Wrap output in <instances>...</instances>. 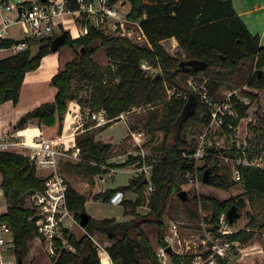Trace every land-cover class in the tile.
<instances>
[{"label":"trees","instance_id":"16d2710c","mask_svg":"<svg viewBox=\"0 0 264 264\" xmlns=\"http://www.w3.org/2000/svg\"><path fill=\"white\" fill-rule=\"evenodd\" d=\"M9 1L4 0L6 3ZM67 1L70 8L77 9L76 0ZM128 1L131 4L128 18L131 21H140L147 39L146 44L141 45L117 36L105 37L101 31L95 29H90L86 36L77 40L68 35L65 45L74 51L76 58L53 77L52 85L57 89L54 100L43 103L27 117L47 127L62 123L68 112L69 102L77 99L76 92L79 89H84L79 85H86L90 93L83 107L90 112L105 110L110 118L132 108L146 106L153 109L154 106L161 105V113L151 115L144 125L152 134L153 146L145 154V162L151 167L150 181L153 190L148 206L154 219L118 222L115 218L101 221L91 218L85 228L87 235L79 241L64 229V237L75 251L67 250L62 240H56L58 256L53 264H101L98 246L93 241L96 233L106 235L111 242L106 251L112 264H161L142 226L157 225L159 246L163 249L168 247L164 233V215L168 200L182 190V186L187 183L188 174L197 168L195 160L185 157L195 146L187 141L185 129L195 121L201 127H206L211 122L207 109L194 94L197 101L195 113L182 125H178L186 104L185 97L193 93L187 85V78L202 77L200 82L207 81L209 93L218 101L222 98L220 89L223 86L241 88V95L250 103H243L238 96H233L238 119L247 115L250 106L259 99L260 92L264 91V46L260 45V37L248 30L237 14L232 0ZM16 43L14 40H2L0 47L9 48ZM50 43L41 41L35 55L28 49L0 61V105L9 101L17 104L20 101L25 75L39 68L42 59L52 53ZM100 48L104 49L111 65L103 67L92 59ZM185 60L205 61L208 67L205 71L182 73L179 66ZM144 61L161 69L163 77H149L141 68ZM76 80L79 83L75 90L73 84ZM244 86L248 89H244ZM167 88L174 89L182 96L168 99ZM255 117L257 123L253 126V140L258 138L264 126V115L256 113ZM238 119L227 117L223 129L229 132V125L237 127ZM158 132L163 133L162 138L157 139ZM253 140L251 144L256 149L245 150L249 160L260 156L264 151L260 143H253ZM77 143L82 157L77 168L93 175L104 173L101 166H108L112 145L95 140L94 135L87 131L77 138ZM208 153L216 154V151L209 149ZM240 154L243 155L242 152ZM211 157L206 156L204 160L208 164L203 169H198L199 178L202 179L205 170L210 169L215 175L210 184L218 188H229L233 183L220 175L218 167H210ZM138 162L140 166L143 164L142 155L125 165ZM240 170L242 183L249 195L264 196V169L240 167ZM0 174L1 188L8 204L7 210L0 215V223L10 227L18 264H25L29 242L39 237L35 212L29 205L26 207V202L28 203V198L33 193L44 190L45 178L38 175V170L29 157L13 152L0 153ZM146 178L142 174L141 177L132 179L128 186L119 189L139 195L135 202L122 203L126 214L131 215L145 203L144 192L149 186ZM114 194V190H109L95 196V199L107 202ZM66 202L68 210L74 213L80 223V214L86 210V198L69 186ZM210 203L214 208V222L217 224L215 230H218L220 217L224 213L227 215L229 205L215 200ZM237 207L240 211L246 204L240 200ZM226 220L230 224L227 217ZM236 220L230 225H234ZM254 230L264 232V222L253 224L251 221L249 231L242 230L227 236V239L231 242L247 243L255 237ZM135 232L137 235H132ZM169 256L173 264H191L194 259L193 255ZM222 264L225 262L222 261Z\"/></svg>","mask_w":264,"mask_h":264},{"label":"rangeland","instance_id":"374dc122","mask_svg":"<svg viewBox=\"0 0 264 264\" xmlns=\"http://www.w3.org/2000/svg\"><path fill=\"white\" fill-rule=\"evenodd\" d=\"M234 3L236 4L238 10H245L255 3L263 4L264 0H234ZM128 9L131 12V4L128 5ZM261 23V20L258 18L256 27L260 28L262 26ZM102 33L105 37L114 36L110 32ZM19 35L22 37V39H27L21 28L19 30ZM27 44L31 49L32 55H34L39 50L41 41L28 39ZM61 50L62 53H66L67 51L71 50V48L66 45L63 46ZM92 59L95 63L103 67L111 65V61L106 57L103 48H100L94 54ZM149 74L152 76L160 74L163 77V72L159 68H154L149 72ZM201 78L202 77L187 78L188 87L191 89V83H200ZM78 83L79 81L76 80L73 84V88L75 90L77 89ZM79 87H83L84 89H79V91L77 90V99L70 101L72 102L70 103V108H73V110L70 112L74 113L79 111L83 115V118L85 119V127L88 129L94 125V122L86 118L87 110L83 106L85 103L84 101L89 99L90 93L87 91L86 85H79ZM243 88L248 89L246 86ZM240 90L241 88L238 87L230 88L228 85L223 86L220 89L222 98L219 101H222L223 97H226L227 99V97L231 94L238 96L241 99L239 101L243 103H250L246 97L241 95ZM263 95L264 91L260 92L259 99L253 102L247 111L246 116L238 119V111L235 109L239 124L237 127L230 129L229 132L217 127H201L197 121L190 123L185 129L187 141L195 145L192 149L198 148L202 136L206 134L204 140L205 147L207 149H214V151H216V154H211L212 160L209 162L210 167H218V169H220V175H222L228 182L233 183L232 186L227 189L218 188L211 184L203 183V178H199L198 169H203L208 163L205 160H201L198 162L196 170L193 173L188 174L187 183L182 186V190L187 191L190 200L184 203L177 197L178 193L173 194L168 200L167 211L164 215V233L165 241L168 244L167 248H172V254H177L180 256L193 255L194 259L191 264L194 263L196 257H200L203 262L209 261V258L213 254V252L209 250L211 245L210 239L224 243L229 241L227 239V236L229 235L242 230L249 231L251 221L253 224H261L264 222V196L254 195L251 197L245 189L242 181L237 182L234 179L232 173L233 168L238 165V161L242 162L241 160H249L245 150L250 149L254 151L256 149L255 146L251 144V141L254 137L253 126H255L257 123L255 114L260 113L264 115ZM188 99L189 96L187 97L186 102ZM151 108L152 107L141 106L139 108H132L129 110V113L128 111H125L128 113L126 114V122L132 131L134 133H143L140 138V145L143 147V149L131 134L129 136L127 135L129 130L127 129V126L124 122L116 121L117 123H110V125H114L106 132L107 137L114 138L116 141L121 140L124 137L125 138L120 144L112 145L113 148L111 151V156L107 162L108 166H101V170H103L104 173H112L111 169L113 167H130L132 164H125L132 161L135 157H139L143 150L145 154L150 152V149L153 146L151 142L152 134L144 125L151 115H158V113H161L162 106H154L153 109ZM198 114L202 116V114ZM91 131L93 132H88L94 135L95 140L102 141L99 137V129ZM156 137L157 139L162 138L163 133L158 132ZM255 141L260 143L261 148H264V126L259 133L258 138L253 140V143H256ZM102 142L109 143L104 141ZM240 152H242L243 155H241ZM261 159L263 160L262 165H264V151L260 156L255 157L252 160L260 162ZM80 162L81 161H75L69 158L62 159L59 163V172L70 187L74 188L78 193L87 199L92 198L94 193L93 189L95 188L97 181H99L100 184V181H106L103 189H105V187L106 189H117L128 184L130 179L135 176V173L132 172V170H117L112 173V176L110 173H106L103 177L104 179L100 180V178L97 176H100L103 173L93 175L85 172L84 170L78 169L77 167ZM49 173L50 170L38 171V175L41 177H46ZM138 173H140V176H135L136 179L142 176L141 171ZM146 177L147 179L148 177L150 179L149 175H146ZM1 179L2 176L0 174V184ZM105 192H107V190H105ZM151 192L152 191L149 189V187L145 189L144 202H146L143 206L138 207L136 212L131 213V215L126 214L124 208L121 205L113 206L112 204H105L103 207L98 206L99 213L95 206L89 205L84 212L88 213L91 218H97L96 220L99 218L109 217H115L118 222H124L127 219H136L141 221L143 218L153 220L154 215L150 213L151 210L148 206ZM211 200H215L220 204H228L229 210L232 206H237V203L240 200L245 202L246 207L244 209H240L241 216L236 220L234 225L228 224L226 218L225 221H222V218L226 217L225 213L222 214L218 224L219 228L218 230H215L217 224L214 222V208L210 203ZM28 205H30V203L26 202V207H28ZM7 208L8 204L4 198V195H1L0 215H2L4 209ZM71 215L73 218L68 217L64 221L62 226L63 237L61 240L67 250L75 251V249L70 244H68L67 239L64 237L63 230H68L69 233L75 236L78 241L87 235V232L81 227L80 223L77 222L73 212ZM174 226L177 227V233L174 232ZM142 228L146 232L156 253L158 254L161 264H173L172 258L169 256L170 254H168L166 251L167 248L163 249L159 246L158 226L155 224H145L142 226ZM224 230L229 231V234H224ZM132 235L135 236L137 233L135 232ZM93 241L98 246V252L101 261L100 252L104 250L107 243L110 244V241L108 240L107 236L102 233H96L93 237ZM229 242L231 243V247L228 250L227 256L224 258L217 257V264H222V261H224L225 264H264V232L257 231L255 237L247 243H241L238 241ZM49 246H51V243L43 240L41 237H36L31 240L28 245V252L25 256V264H53L58 255L56 253V255L52 256L49 253ZM55 246L56 242L54 241V247ZM162 253L165 255L164 257L162 256ZM4 254L8 257V260L13 259V256L16 255L14 250H5Z\"/></svg>","mask_w":264,"mask_h":264},{"label":"built area","instance_id":"2783aa9c","mask_svg":"<svg viewBox=\"0 0 264 264\" xmlns=\"http://www.w3.org/2000/svg\"><path fill=\"white\" fill-rule=\"evenodd\" d=\"M75 3L77 4V9L70 8L67 0H17L9 3L0 0V10H15L17 13L15 20H3L0 40L3 38L6 29L12 23H15L21 25L27 38L24 39L25 42H20L16 45L18 53L28 50V39L52 42L62 32L67 31L72 39L77 40L86 36L90 29L110 32L114 36L126 38L135 43L146 44L147 39L141 28L140 21H131L128 18L130 13L128 9L130 2L128 0H76ZM141 68L150 77L152 75L149 72L155 67L144 61L141 64ZM190 86L211 117V122L207 128L217 127L223 129L227 117L237 119L238 116L236 117L235 103L233 101V96L235 95L230 94L227 99L223 97L222 101H218L209 93L207 81L191 83ZM167 95L168 99L173 96H182V94H177L174 89L170 88H167ZM185 98L187 99V97ZM128 113L122 112L117 117L110 118L105 110L86 111V118L92 120L95 126L100 127L116 121H122L127 124L126 114ZM72 118L73 122L67 123L64 129L52 139H44L42 131L38 136L34 137H29L27 134L24 136L16 131H10L0 136V153L13 152L27 156L35 164L38 171L50 170V173L44 177V190L33 193L28 198V202L30 203L29 207L35 212V217L37 218L36 226L39 237L51 243L49 253L52 256L56 255L54 241L61 240L63 237L62 226L65 219L68 217L73 218L66 202L69 185L59 172V163L66 158L82 161L81 149L78 146L77 138L88 130L85 127V119L79 111L72 113ZM229 128L232 129L233 127L229 125ZM130 134L140 145V138L143 133L130 131ZM205 137L206 134L202 136L198 148L185 155L188 160H195L198 164L206 156H211L208 153L209 148L205 147ZM21 138H24V140H20ZM140 147L143 149L141 145ZM143 151L141 152L143 164L140 166V171L142 174L150 176L151 167L146 164ZM241 161H238V165L232 170L233 177L237 182L242 181L240 167L264 169L262 159L260 162L256 160ZM149 189L152 191L153 186L150 185ZM225 218L223 217L222 221H225ZM174 229V232L177 233L176 226H174ZM225 230L223 233L229 234V231ZM210 240L209 250L213 254L209 261L203 262L200 257H196L193 264H217V257L224 258L227 256L231 247L229 241L220 243L219 241ZM5 250H15V244L10 227L7 224L0 223V264H18L16 255L13 256V259H7L8 257L4 254ZM162 256L165 255L162 253Z\"/></svg>","mask_w":264,"mask_h":264},{"label":"crops","instance_id":"0c3cea01","mask_svg":"<svg viewBox=\"0 0 264 264\" xmlns=\"http://www.w3.org/2000/svg\"><path fill=\"white\" fill-rule=\"evenodd\" d=\"M14 1L16 2L17 0H10L9 2H14ZM232 2L234 4V7H235L237 14L243 20V22L246 25V27L248 28V30L253 35L259 36L260 37V45L264 46V3L263 4L255 3V4H252L249 8H247L245 10H238V8L236 7V4L234 3V0H232ZM16 17H17V13L15 10H12V11L0 10V32L3 30V23H4L3 20L4 19H8L10 21H13L16 19ZM258 18L262 22L261 23L262 26L260 28L256 27V23H257ZM20 28L24 33V30L21 27V25L15 24V23L14 24L12 23L6 29V31L3 35V38L0 40V43L2 40H14L17 43L13 47H9V48H1L0 47V61L4 60V59L11 58V57L18 54V52L16 50V45L18 43H20L22 40H24L19 35ZM24 35H25V33H24ZM172 41L175 45L177 44V42L175 40H172ZM64 46H66V45H64ZM61 48L58 52L51 53V54L45 56L42 59L39 68H37L34 71L28 72L25 75L23 86L21 89L20 101L17 104H14L12 101H9V102H6V103H3L0 105V136L8 133L10 131H16L22 135L27 134L29 137H34V136H38L40 134V132L42 131L43 132L42 136L44 139H52L57 134H59L62 131V129H64V127L67 123L73 122L72 114H70L71 113L70 111L73 110V108H70V103H72V102H69L68 112L64 116L63 122L60 124L58 123L55 127L42 126L37 121L28 120V123L23 128L16 129L17 123L19 122V120L23 116H27L29 113L33 112L36 108L41 106L43 103L50 102V101L54 100L55 95L57 93V89L52 85L53 77L59 71L64 70L66 65L76 58V54L74 53V51L72 49L67 51L66 53L65 52L62 53ZM28 49L31 51L29 46H28ZM263 97H264V95H263ZM113 125L114 124H112V125L108 124L106 126L100 127V126H95V124H94L93 126L88 128L87 132L88 131L93 132L91 130L99 129L100 130L99 131V137L102 141L109 142L111 145H118L124 140L125 137L121 140L116 141V140H114V138H108L107 134H106V132L109 129H111ZM125 125L127 126V129L129 130L127 133V135L129 136L130 131H132V129L128 126V124H125ZM20 140H24V138H21ZM139 163L140 162H138V164L137 163L132 164V166H130V167H117V168L111 167L112 168L111 171L113 173L117 170H126L127 169V170H132V172L135 173V176H140L139 175L140 173H138V172H140ZM106 173H110V172H106ZM106 173H103L100 176L98 175L97 177L100 178V180H103L104 179L103 177ZM112 173H110L111 176H112ZM150 173H151V170H150ZM135 176H133L130 179V181L132 179H136ZM150 177H151V175H150ZM1 182H2V179H1ZM100 182H101V184L99 183V181H97L96 186L93 189L94 193H93L92 198H90V199L86 198V205H85L86 209H87V206L93 205L98 210V206L103 207L105 204H112L113 206H115V205L120 206L121 205L124 208V206L122 205V203L124 201L135 202L139 198V195L136 193L123 192V191L119 190L122 187L128 186L129 183L126 184L125 186L119 187L117 189H106V187H105V189H103L106 181L103 180ZM148 183H149V186L152 185L149 177H148ZM105 190H107V191L114 190L115 194L107 202L96 200L95 196L100 195L101 193L105 192ZM0 193L3 195V190L1 188V184H0ZM6 210L7 209H4L3 213ZM124 211H125V208H124ZM98 213H99V210H98ZM111 218H115V217L99 218L98 220L111 219ZM119 221H121V220H119ZM128 221H130V220L127 219L124 222H128ZM109 243L110 244L107 243L105 248H104V251L106 253H107V251H106L107 248L111 246V242H109ZM107 255H108V253H107Z\"/></svg>","mask_w":264,"mask_h":264},{"label":"water","instance_id":"95a60500","mask_svg":"<svg viewBox=\"0 0 264 264\" xmlns=\"http://www.w3.org/2000/svg\"><path fill=\"white\" fill-rule=\"evenodd\" d=\"M68 39V32L64 31L60 35H58L51 43H50V49L52 53H56L60 50L61 47H63ZM21 42H25V40H22ZM85 53V50H83V54ZM208 67V64L205 61H199V60H185L180 63L179 70L182 73H189L192 71H205ZM261 73V71H258ZM161 75L157 74V77H160ZM196 97L194 94H191L189 96L188 101L185 104V107L183 109L182 115L179 118L178 125H182L184 122H186L194 113L196 110ZM28 117L23 116L19 122L16 125V129L23 128L28 123ZM215 175L212 173L210 169L205 170L203 175V183L210 184L211 181L214 179ZM146 182L148 183V179H146ZM177 197L182 200L183 202H187L190 200L189 195L187 191L181 190L178 192ZM241 216L240 211L238 210L237 206H232L231 209L228 211L226 217L230 224H233L236 219H238ZM91 219V216L83 212L80 214V225L82 228H86L89 221ZM168 254H172V248L169 247L166 249Z\"/></svg>","mask_w":264,"mask_h":264},{"label":"bare ground","instance_id":"6f19581e","mask_svg":"<svg viewBox=\"0 0 264 264\" xmlns=\"http://www.w3.org/2000/svg\"><path fill=\"white\" fill-rule=\"evenodd\" d=\"M100 256H101V259H102V264H112L111 261H110L109 256L107 255V253L104 250L100 252Z\"/></svg>","mask_w":264,"mask_h":264}]
</instances>
